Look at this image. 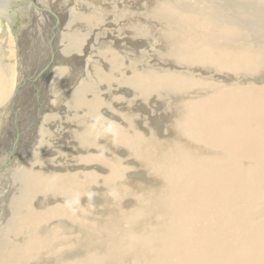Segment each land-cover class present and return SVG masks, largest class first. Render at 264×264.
Listing matches in <instances>:
<instances>
[{"label":"bare ground","instance_id":"6f19581e","mask_svg":"<svg viewBox=\"0 0 264 264\" xmlns=\"http://www.w3.org/2000/svg\"><path fill=\"white\" fill-rule=\"evenodd\" d=\"M52 1L0 2L22 25L0 39V106L16 50L41 54L54 24V104L72 63L80 74L12 176L0 264H264V84L189 71L254 75L262 35L212 0Z\"/></svg>","mask_w":264,"mask_h":264},{"label":"rangeland","instance_id":"374dc122","mask_svg":"<svg viewBox=\"0 0 264 264\" xmlns=\"http://www.w3.org/2000/svg\"><path fill=\"white\" fill-rule=\"evenodd\" d=\"M56 1L57 0H53L52 2L55 3ZM212 1L215 2V4H217V7L222 8L221 11L223 14L225 12L227 13V20L232 21L236 24L238 23L237 25H239V27L241 26V27L247 29L249 31V34L255 33V34H257V36H260L259 34H261L262 39H263V40L262 39L261 40H262V42H264V8H263L264 2L262 0H260V1L259 0H215V1L212 0ZM0 2L2 4L10 6L11 7L10 10L13 11L14 9H16V7H14L15 4H17V2L18 3L22 2V0H7V1L6 0H0ZM3 2H5V3H3ZM225 4H227V6H225ZM234 4H236V5H234ZM57 5H59V4H57ZM191 5H192V3H191ZM218 5H220V6H218ZM242 5H244L245 10L239 9V6H242ZM188 8H190V7H188ZM246 10H247V12H246ZM250 12H251V14H250ZM236 14H237V16H236ZM255 14H257V15H255ZM251 15H253L254 18ZM261 16H263V17H261ZM238 18H240V19H238ZM231 19H233V20L235 19V20L233 21ZM255 20H257V21H255ZM20 21H21V18L18 14H16L12 24H8L6 19L0 18V24H1L0 25V27H1L0 36L2 35L0 37V39H6V37L8 36L7 35L8 33H6V30H8V29L13 33V35H15V31L21 29V27H22ZM223 21L225 22L226 19L224 20V18H223ZM43 25L46 27V24H43ZM56 26L57 25L54 24V26L48 30V32L50 33V35L47 38L48 44L52 43V45H55L54 44V38L57 36L56 34L60 33V35H61V31H60L61 26L60 25H58L57 27ZM54 29H55V32H54ZM42 30H43V28L38 30V31L40 32ZM50 30H51V32H50ZM45 32H47V30ZM54 33H56V34H54ZM35 34H37V31H35ZM41 35H42V37L45 35L43 31H42ZM39 39L40 38L35 37L33 40L38 41ZM60 43H61V40L58 38L56 40V46H57L58 50H60V47H61ZM149 43L146 42L147 47L145 46L143 48L145 50L144 52H146L148 50L151 51L150 48L153 45V42L150 44ZM256 43L258 44L257 41H256ZM34 44L32 46H34ZM50 44H49V47L48 48L46 47V50L42 51V53L39 55H36L37 52L39 51V48H37V47H33L34 49H29L28 55L24 56V54H22L20 57L18 56L19 55L18 50H16V53H17L16 57H18L21 60L17 59L18 63L16 64V70L14 72L15 78H14V82H13V89H12L10 97L0 106V212H1L0 213V228L7 221V219H8L7 217L10 216V213L7 209V206L9 204L10 190L12 188L11 185H12L13 179H14V177H12V176L14 175V172L19 170V168L23 164V161H24V163L29 162L28 161L29 157H30V155H32L31 151L36 147V145L38 146V144L41 140V134L42 133L40 130L42 127V123L44 121V117L47 116L48 114H51L52 111L53 112L58 111V110L54 109L55 104H57V99L59 97H61L64 100L65 95L70 93L71 90L73 88H75L80 81V74L77 71H74V67H76V65H74V63H72V66H71L72 70L69 69V71L64 74V76L62 78L63 80L59 83L60 84L59 86H61L60 87L61 91L58 94L56 102L54 104V102H53V96H54L53 94L54 93L52 92L53 87H51V85H52L54 78L56 76V69H58V68L62 69L64 64H61L60 62H58V63L55 62L56 61L55 50H54V47L52 48L50 46ZM35 49H37V50H35ZM30 50H31V52H30ZM143 53H141V55ZM9 58H10V56H9ZM49 67H51V68H49ZM183 69H185V68H183ZM172 70H173V72H178V70L175 68V66L171 67V71ZM189 71L192 72L194 75L204 76V77H208V78L211 77V79H217V78L220 79L221 78L220 81H224L225 84H232V82L237 83V84H241V82L254 84V85L264 84V73H263L264 70L259 71L258 73H255L254 75H250V76L244 75L245 77L244 76L237 77L234 75L226 76L224 74H215V73L209 75L208 72L204 71L202 68H191V69H189ZM213 76H214V78H212ZM230 76H233V77H230ZM226 77H228V78L226 79ZM66 82H67V85H66ZM64 83L67 87L64 85ZM73 84H75V85H73ZM40 86H42V87H40ZM36 89H38V90H36ZM42 109H43L44 113L42 112ZM39 112H42L43 115H42V113L40 115H38ZM4 138H6V139H4ZM8 159L11 161V163H10V161L8 162ZM25 159L27 160L26 162H25ZM15 161H16V164H15V167L13 169L12 165L14 164ZM12 162H13V164H12ZM11 172H13V173H11ZM138 176L141 179V180L139 179V181L146 182V180L144 179V176L142 174H140ZM141 176L143 178H141ZM151 185L153 187H157L158 186L157 181H153L151 183ZM7 194H8V196H7ZM124 207L126 209H129L132 206H131V203L126 202L124 204ZM256 207L259 210V208L264 207V205L258 204V206H256ZM108 212L109 211H106V213H105L106 219L108 218V215H110L112 213L111 211L109 213ZM257 212H256L257 214L255 215V218H260L261 216L263 218L264 210H260ZM95 216L98 217V214L96 212L94 213V217ZM98 220H99V218H98ZM95 221L97 223V219H95ZM98 222H100V221H98ZM71 231H72V235L74 232L73 236L79 235L78 229L71 230ZM79 256H80V254L78 253V255H76V256L70 257L68 259L65 258V259H62L60 261H63V260L67 261V260H71L74 258L76 259ZM119 264H121V263H119Z\"/></svg>","mask_w":264,"mask_h":264}]
</instances>
